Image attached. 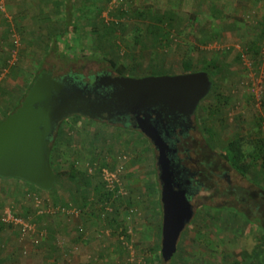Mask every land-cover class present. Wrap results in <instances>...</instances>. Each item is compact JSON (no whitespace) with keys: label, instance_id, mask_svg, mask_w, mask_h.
<instances>
[{"label":"rangeland","instance_id":"rangeland-1","mask_svg":"<svg viewBox=\"0 0 264 264\" xmlns=\"http://www.w3.org/2000/svg\"><path fill=\"white\" fill-rule=\"evenodd\" d=\"M37 1L0 0V63L7 58L9 44H15L11 48L9 67L0 69V84L6 90L23 92L41 68L51 70L57 77L64 75L70 65L85 76L111 71L107 61L88 57L98 46L91 42L97 35L87 24V17L81 18L83 30L77 40L70 39V46L66 48L62 42L59 44L69 55H76V60L67 63L51 52L39 64L40 45L33 42L28 46L25 42L27 37L46 33L49 27L42 19ZM94 2L88 0L89 6ZM209 3V0H110L100 18L106 22V27L111 28L110 23H116L115 31L106 32L111 37L116 35L115 48L120 52L117 56L116 52L110 53L109 46L107 52L126 64L129 69L126 75L135 77L160 75L161 71L164 74L183 73L181 63L187 55H192L199 65L215 64L221 70L215 77L216 89L214 91L212 86L213 93L209 92L199 104L201 134L216 150L225 146L229 139L240 136L248 152L253 146L250 141L264 139V54L261 50L258 53L259 41H253L263 28L257 19L264 10L258 6L254 10L250 4L240 7L236 0H218L217 7L224 14L219 20L217 10H211ZM67 37L69 39L71 33ZM248 46L252 47L248 48L253 61L250 67L238 57V51ZM158 65H163V70L156 68ZM217 93L227 100H222L216 115L207 117L206 111L216 103ZM4 97L0 94V105ZM2 117L4 114L0 112ZM69 117L59 125L63 128L61 140L70 142L68 146L74 154L80 153L78 164L81 167H91L89 158L95 153L91 147H101L95 165L102 161L115 164L114 170L104 167L101 172L107 187L115 190L120 202L115 203L114 210L113 200L110 205L104 204L102 213H109L108 216H99V207L103 205L98 199H91V203L75 214L67 211L78 209L71 200L76 189L73 183L58 186L55 195L47 190L29 193L22 184L0 179V201L3 203L0 217L11 210L27 213L26 221L32 227L23 235L18 225L2 222L0 256L5 264H227L221 259H238L244 250L250 252L257 245L259 229L253 227L256 223L245 222L230 209L215 211L200 207L182 231L177 243L179 249L172 259L158 261L162 211L159 191H156L159 187L152 145L141 133L117 122L84 116L73 121L74 118ZM72 121L75 124L72 125ZM59 162L54 165L65 169L63 162ZM104 169L113 172L118 182L111 183L112 175L103 174ZM225 169L232 183L249 185L234 170ZM248 174L250 183L257 180L264 184V169L259 161ZM93 181L97 183L98 176L93 177ZM249 186L256 188L252 184ZM59 198L70 201V208L54 214L44 208V205L58 206ZM75 198L81 204L82 195L76 194ZM263 201L264 198L255 197L254 202L245 204L225 191L223 206H236L239 212L250 218L259 217L264 224ZM105 206L111 211L107 212ZM39 215L45 216L38 219ZM53 239L56 244L50 245Z\"/></svg>","mask_w":264,"mask_h":264},{"label":"water","instance_id":"water-1","mask_svg":"<svg viewBox=\"0 0 264 264\" xmlns=\"http://www.w3.org/2000/svg\"><path fill=\"white\" fill-rule=\"evenodd\" d=\"M102 82L112 87L111 93H93L87 85L69 84L67 76L56 78L49 70L41 71L19 106L0 121V177L20 178L49 191L57 179L50 163L52 137L65 118L78 114L110 120L115 114H127L159 148L161 255L168 261L177 251L193 208L185 192L172 187L165 143L149 122L148 110L158 106L171 114L193 113L213 81L207 71L198 70L140 77L107 74Z\"/></svg>","mask_w":264,"mask_h":264},{"label":"trees","instance_id":"trees-1","mask_svg":"<svg viewBox=\"0 0 264 264\" xmlns=\"http://www.w3.org/2000/svg\"><path fill=\"white\" fill-rule=\"evenodd\" d=\"M94 1L95 2L91 6H89L88 0H38L37 1L38 9L41 12L42 19L46 20V22L49 24V27L47 29V32L43 33L45 36L40 33L38 36L27 37L25 42L27 43L28 46L30 44L32 45L33 42L36 43L38 46L40 45L39 47L41 49V53H40L41 57L38 58L39 64L41 62H43V59L47 55H49L51 52H53L57 56H60L65 61L67 60V63H69L73 60H76V58H77L76 55H69V53H67V51H65L64 49H61L59 44H60V42H62L66 48L67 46H70L69 45L70 39L73 40L74 38H76L75 40H77V37H80L79 33H81V31L83 30L81 18L87 17V19H88L87 24L92 26L93 32L97 35L96 40L93 41V39H92L91 42L94 43V45L98 46V48L92 49L93 51L88 57H91V58H93V60H97V61H103V60L107 61L109 63V68L111 69L110 72H112L116 75H126L127 74L129 69L126 67V64L121 62L118 59L119 57L115 58V57L109 55V52L110 53L116 52V56H117V55H119V52H120L118 49L115 48V47H117L116 46L117 45L116 44V41H117L116 35L111 37L112 35H110L109 33L106 32L107 30H111V29L115 31L114 25H116V23L115 22L110 23V24H112L111 28H110V26L106 27L105 26L106 22L102 18H100L101 13L103 11V8L105 7L106 3L109 2L110 0H103L100 2V4L97 3L98 0H94ZM209 1H210V3L208 6H210L211 10L212 9H214L215 11L217 10L216 12H218V15H219L218 19L220 20L221 17L224 16V14L221 12L222 10H220V8L217 7L218 6V3H217L218 0H209ZM252 2H254V4H251ZM202 3H203V1H202ZM236 4L240 7H245L247 4H250V5H252L251 8H253V9L256 6H258L261 10L262 9L264 10V0H236ZM251 8H249V9H251ZM219 10H220V12H219ZM254 10H256V9H254ZM40 12H39V14H40ZM90 14H92V15H90ZM160 16L163 17V15H161V14H160ZM257 21L262 24L263 28L261 29V32L259 33L258 37L253 38V41H259L258 53H260V50L262 51V47H263V45L261 44V40H263V38H264V12L261 13V15L259 16ZM232 25H234V24H232ZM44 26H45V24H44ZM70 33H71V37L68 39L67 35ZM156 33H157V30H156ZM154 34H155V32H154ZM157 34L159 35V37L161 36L160 33H157ZM9 45H10V49L8 50L9 52H8L7 58H5L0 63V69H5L6 67H9L8 62H9V58L11 56V50H12L11 48L14 47L15 44L13 45V43H10ZM260 45H261V47H260ZM108 46L110 49L109 52H107ZM248 48L250 49L252 47H250V46H248L247 48L243 47V49H241V50L243 52H245L246 56L249 58L251 56L249 54ZM255 52H257V51H255ZM238 57H241V51L240 50L238 51ZM251 62H253V61L251 60ZM181 66L183 69V73L184 72H190V71H198V70L207 71L208 74L210 75L211 80L213 81V88L215 91V89H216L215 77L221 71L220 68L216 67L215 64L209 63V62H204L203 65H199L198 61L196 62L194 57H192V55H187V56L183 57ZM162 67H163V65H158V67H156V68H158V69L160 68L161 70H163ZM43 70H47V69L41 68V70L38 72V74ZM49 71H51V70H49ZM38 74L34 75L32 80L29 81L26 90L24 89L23 92L17 91L16 93L15 92L13 93L12 91L6 90L2 86V84H0V94L5 96L3 98V104L0 105V108H1L0 112H2L4 114V117H6L9 113L14 111L19 106L21 100L25 96L30 85L33 83L34 79L36 78V76ZM160 74H164V71H161ZM64 75H68L69 77H72L75 79L76 78L77 79H84L85 77H91L92 76V75L85 76V74H82L79 71L73 70L72 65L69 66V68L67 69V71ZM64 75H62V76H64ZM62 76H59V77H62ZM0 82H1V79H0ZM212 91L213 90L211 89L210 92L213 93ZM222 98H224V99H222ZM222 100L226 101L227 100L226 96L222 95L221 93H217L216 103L213 105H210L208 107V110L206 111L207 117L214 116L217 114L216 112L219 111L220 105L223 103ZM262 102H264V100H262ZM4 117L0 118V121ZM72 117L74 118L73 121H78V119L82 118L83 116L75 114V115H72ZM76 118H78V119H76ZM88 119H90V118H88ZM73 121H72V125L74 123ZM62 132H63V128H61L59 126L55 135L52 137L51 152H50V163H51V167H52L53 171L56 174L57 179H56V183H55L54 187L51 190H49V191L47 190V191L56 195L58 186L62 185L65 182H70L76 186V189H74L75 193L72 194L73 199H71V200H72L73 204H75V206L78 208L79 211H81L83 209V206L91 203V199H98L99 202H101L100 204L103 205L102 207L101 206L99 207V209H100V211L98 213L99 216L105 215L104 213H102V211L104 209V204L105 203H107V205L112 204L111 200L114 201V204L112 205L113 210L115 208H117L116 207L117 205L115 203L117 201H119L120 199H118V197L116 196L117 194H115V190L112 191L111 189H109L107 187L106 182L103 179L102 172H101V169H103L104 167H106L110 170H114L115 164L108 163L106 161H102L100 163V165H99V163H98V166L95 165L97 163L94 161L96 159H98V157H99L98 155L101 151V147L99 145H97V146L93 145V147H91V149L93 151H95V153H94V156L89 158L90 160H89V164H88L91 167H93V173H92L91 167H88V166L81 167V165L78 164L79 159L81 158V156L80 157L78 156L80 153L78 154V152H76V154H74V151L73 150L71 151L69 146H68V144H70V142L66 141V143H64V141L61 140V138H62L61 133ZM250 142L253 146H252L251 150L248 152H246L245 149L243 148V142H242V138L240 136H236V137L229 139L228 142H226L225 146H223L221 149H219V154L221 155V157L225 161H227L234 169H236L238 172H240V174H242V175L248 173V170L258 161L260 162V167L264 169V139L261 138L260 140H257L256 142H254V141L253 142L250 141ZM63 145H65V148L62 147L63 149H61V146H63ZM94 147H96V150L93 149ZM56 160H58V161H56ZM59 161L63 162V165L66 166L65 169L61 170L62 167H58V165L57 166L54 165V163H56V162H57L56 164H59L60 163ZM89 170H91V171H89ZM64 174H65V177H64ZM97 176H98L99 181L97 183H94L93 177L97 178ZM0 179H9L11 181L13 180V181H15V184H17V185L22 184L23 186L27 187V190L29 191V193L33 192L34 190H44V189L38 187L37 185L30 183L28 181H25L23 179H20V178H15V177L3 178V177H0ZM255 186L260 188L262 190V192H264V184H262L261 182L256 180ZM156 191H159V188ZM76 194L82 195V198L80 200L81 204L77 203V201H79V200H77L75 198ZM115 197H117V198H115ZM59 199H60L61 203L58 204V206L56 205V207H54V206L44 205V208L47 207L48 209H50L49 211L51 212V214H54V212L55 213L56 212L57 213L62 212V208H70V206H71L70 201H65L61 198H59ZM56 203L57 202L55 200V204ZM1 204H3V203L0 201V205ZM50 207H52V209H54V210H51ZM105 209H107V206H105ZM223 209H230V210L234 211L236 214L241 215L245 222H249V221L255 222L257 224V226L259 227L258 228L259 229L258 230L259 235H256L258 238L257 245L250 252H247L244 250L242 252L240 258H238V259H236V258L230 259V258L226 257V258L221 259V261H223L227 264H264V224H261V222H262V221H260L261 218H259V217H258V219L257 218H250L248 215H246L242 212H239L237 209L232 208V207H224L223 206ZM107 210H108L107 212L111 211V209H107ZM12 213L16 216L23 217L24 219H26V216H27V213H14V210L12 211ZM46 213H48V212H46ZM42 214H44V213H42ZM108 214L109 213H107V215H105V216H108ZM44 216L45 215H39L38 219L39 218L41 219ZM2 222H4V221H2L0 219V225L2 224ZM161 223H162V219H161ZM253 227L256 228V226H254V225H253ZM49 244L50 245L56 244V242L53 239L52 243L49 242ZM178 249H179V247L177 246V250ZM156 257H157L158 261H160V262L164 261L162 258V255H161V250L158 252ZM0 262H1V264H5L4 259L1 256H0ZM53 264H55V263H53ZM170 264H173V263L171 262Z\"/></svg>","mask_w":264,"mask_h":264},{"label":"flooded vegetation","instance_id":"flooded-vegetation-1","mask_svg":"<svg viewBox=\"0 0 264 264\" xmlns=\"http://www.w3.org/2000/svg\"><path fill=\"white\" fill-rule=\"evenodd\" d=\"M107 74L116 75L112 72L100 71L91 77H85L84 79H75L68 75L64 76L68 77L69 84H75L77 86L87 85L86 90L106 95L113 90L111 86H106L102 82L103 76ZM53 76L56 78L63 77H57L54 74ZM202 100H204V98ZM199 104L193 113L171 114L166 109L162 110L158 106L151 107L148 110V113L150 114L149 122L153 125L156 130L155 132L165 143L164 153L169 161L172 187L175 190H183L185 192V196L193 208L192 219L200 207L213 209L215 211H218L219 209L221 210L223 208L225 191H227L229 195H233L235 199L242 200L243 203L246 202L248 204L254 202L255 197L264 198V192H262L260 188L249 186L250 184L255 185V182L250 183L251 178L249 174H240V172L234 169L221 157L219 150L214 149L208 143L204 137L205 135L201 134ZM106 121L110 123L117 122L123 127L134 129L148 139L153 147L154 156L156 157L159 201L161 203L160 169L157 164L159 148L150 141L139 126L134 125L135 120L129 115L115 114L110 120ZM199 133L200 135H198ZM227 167L234 170L242 178H245L249 185L243 187L242 185L232 183V180L228 175V170L225 169ZM232 208L237 209L236 206H232ZM254 223L255 222H253V224ZM188 225L189 224H187L185 228ZM254 226L259 228L257 224H254Z\"/></svg>","mask_w":264,"mask_h":264},{"label":"built area","instance_id":"built-area-1","mask_svg":"<svg viewBox=\"0 0 264 264\" xmlns=\"http://www.w3.org/2000/svg\"><path fill=\"white\" fill-rule=\"evenodd\" d=\"M240 51H241V57L244 60V63L248 67H250V65H252V62L248 59V57L246 56V53L245 52H243L241 49H240ZM261 52L264 54V44H263V47H262V51ZM108 173L112 175V181H111V183L112 182H114V183L118 182L117 179L115 178V174L113 172H110L107 169H104L103 174L107 175ZM66 209L67 208H62V212L65 211ZM43 210H42V212H43ZM47 210L49 211L50 209H47ZM67 211H71L72 213H75V214H77L79 212L78 209H74V208L68 209ZM0 219L2 221H4V222L11 223V224H14V225H18L20 227L21 234H23V235L25 233H27L29 230H31V228H32L31 225L28 223V221H26V219H24L23 217H19V216L14 215L12 213V211H7L4 215H2L0 217Z\"/></svg>","mask_w":264,"mask_h":264}]
</instances>
